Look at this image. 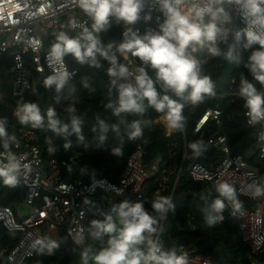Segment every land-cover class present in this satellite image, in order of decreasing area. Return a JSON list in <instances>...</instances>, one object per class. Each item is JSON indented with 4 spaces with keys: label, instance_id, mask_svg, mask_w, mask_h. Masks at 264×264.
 <instances>
[{
    "label": "clouds",
    "instance_id": "clouds-1",
    "mask_svg": "<svg viewBox=\"0 0 264 264\" xmlns=\"http://www.w3.org/2000/svg\"><path fill=\"white\" fill-rule=\"evenodd\" d=\"M73 2L90 23L70 16L61 30L53 34L54 39L45 55L51 71L42 81L46 90L56 94L57 104L66 98L65 94L73 102L61 116L52 106L42 110L36 102L20 100L14 110L20 125L51 131L64 139L65 151L73 147L70 139L73 136L79 145L89 148L83 132L84 120L75 107L76 87L72 80L76 73L70 71L66 63V57H71L76 64L94 69H103L107 62L110 99L105 109L110 110L116 122L110 123L97 116L91 131L95 134L97 148L105 146L109 133L114 135L119 141L118 146L111 148L114 156L124 155L125 137L127 141L143 138L144 128L151 124L150 120L143 119L149 109L163 114L167 128L184 132V108L199 106L217 95L215 81L204 71L205 65L214 59L237 67L243 65L246 69V74H239L236 95L244 102L248 123L264 126V0ZM149 3L153 8L146 11ZM152 10L159 13L157 27L141 32L136 25L141 19L151 21ZM113 22L123 25L122 38L118 43L105 44L100 34L107 32ZM30 43L33 51H39V40ZM245 52L249 53L246 61ZM117 53L138 58V65L132 70L119 61ZM37 71L43 72V68ZM81 83L89 91H95L87 75L81 77ZM129 117L137 118L129 120ZM259 138L264 140V131L259 133ZM20 147L19 138L9 131L7 118L0 117V182L10 188L17 187L21 177L32 170L28 153L14 150ZM188 147L195 156L207 150L202 139L191 142ZM48 151L55 153L56 148L49 147ZM66 167L71 173L72 166ZM86 171V165L80 168L81 174ZM213 187L217 195L210 203L207 202L211 189L200 194V199L206 202L202 213L209 228L223 222L228 207L226 201L232 206L233 216L243 207L232 183L218 180ZM241 191L252 198L264 197V178L251 179ZM115 195L123 196V189H116ZM150 204L151 210L143 201L123 199L111 202L107 210H100L103 218L91 220L88 226V236L98 242L99 247L85 245L83 228L74 237V244L81 246V264H190L187 253H178L175 247L165 249L154 238L163 231L160 222L167 219L169 212L175 211L173 198L156 194ZM62 242L63 239L40 235L32 240L31 248L39 255L51 256Z\"/></svg>",
    "mask_w": 264,
    "mask_h": 264
},
{
    "label": "trees",
    "instance_id": "trees-1",
    "mask_svg": "<svg viewBox=\"0 0 264 264\" xmlns=\"http://www.w3.org/2000/svg\"><path fill=\"white\" fill-rule=\"evenodd\" d=\"M78 31V30H77ZM70 35H75L70 32ZM121 38V27L113 25L107 32L101 33L102 41L107 44L110 41L118 42ZM54 37L46 39L47 44H51ZM248 52L244 53V59L247 60ZM119 61L127 64L123 55L117 53ZM66 61L72 67L78 68V74L73 78L72 83L76 87L74 96L76 97L75 107L77 113L83 118V132L86 142L90 144L88 149L79 145L75 136L70 137L73 141V147L65 151L63 148L64 139L57 137L51 131L32 129L18 123L14 116V110L18 101H30L39 104L42 110L47 107H54L57 112L63 116L64 109L72 103V98H62L60 103L55 101V93L46 90L42 81L48 74L34 71L35 84L26 90L21 96H12L13 74L10 70L12 57L8 54L0 55V117H6L8 120L9 131L20 136L22 130H32L37 135V142L46 159L57 157L67 159L79 152L81 154L80 164L72 170V176L77 178L90 179L92 176L107 177L113 181L118 180L126 164V160L137 144L144 147V163L146 166L156 164L159 171L152 175L144 186L143 201L145 207L151 210V199L158 194L171 196L176 205L174 212H169L164 221L162 231L163 247L169 249L177 248L183 245L188 252H199L211 256L216 264L230 262L231 264H250L249 248L243 243L238 229V220L231 215L229 210L224 212V220L212 228L205 225L202 209L206 202L200 199L202 192L207 193L212 190L211 199L216 198L214 187L204 181L193 180L189 176V165L192 161L208 162V157L217 154L218 150L211 149L208 146V138L218 133H226L233 154H241L252 165L264 172V157L260 156L259 149L254 134L257 126L248 124L244 116V102L234 91L237 89L239 74L246 69L243 65L239 67L229 64L221 59L211 60L205 65L204 71L210 75L216 83L217 95L214 98L207 99L199 106L187 105L184 108L186 118V129L184 132L173 131L166 126L163 120V114L149 109L143 119L151 121L148 127L144 128L143 138L137 141H127L123 144L124 155L117 157L111 154V148L118 146L119 141L112 133L104 147L95 146L94 136L91 131L96 123V117L107 120L110 123L116 122L110 110L105 109L110 97L108 95L109 77L106 74L108 67L104 62L103 69L89 68L76 64L71 57H66ZM138 61V58H137ZM139 63V61H138ZM130 66V65H129ZM87 75L90 77V85L94 92L89 91L82 86L81 77ZM233 80L235 82H233ZM218 106L222 110V125L210 119L203 131L199 134L194 133V125L203 112L208 107ZM137 117H129V120ZM202 139L207 145V150L200 156L192 154L188 145L196 140ZM146 141V143H145ZM49 147H55L56 152L50 153ZM186 156V157H185ZM185 162L183 163V158ZM87 166V171L81 174L80 168ZM162 186L164 188L162 189ZM258 199L241 196L242 205L248 208H257ZM22 202V190L19 186L10 188L0 182V204L11 206L16 209ZM93 220V219H92ZM90 224V223H89ZM89 226V225H88ZM20 232L5 231L0 239V249L11 246L19 237ZM50 237L49 234H46ZM58 239H63L59 250L51 256L39 255L36 253L31 264H81L79 252L80 246L74 244L73 240L66 233L65 228L60 227ZM86 245L91 244L99 247L98 242H94L86 234ZM264 260V253L260 256ZM0 264H4L0 257Z\"/></svg>",
    "mask_w": 264,
    "mask_h": 264
},
{
    "label": "built area",
    "instance_id": "built-area-1",
    "mask_svg": "<svg viewBox=\"0 0 264 264\" xmlns=\"http://www.w3.org/2000/svg\"><path fill=\"white\" fill-rule=\"evenodd\" d=\"M152 8L149 3L146 11ZM74 11H79L76 17L82 23H90L75 6L73 0H0V55L8 54L12 57L10 70L13 74V97L21 96L35 84L34 71L50 74L51 70L45 60L50 44L46 43V39L54 37L53 34L61 30V25L65 24L70 16H74L72 15ZM158 16L159 13L152 10V20L145 22L141 19L136 27L141 32L148 28H156ZM160 19L162 20V17ZM115 24L113 22L111 27ZM117 25L121 27L122 38L124 27L122 24ZM35 40L40 41L39 51H33L30 43ZM123 57L134 70L138 65L137 58L130 54ZM66 63L69 70L75 71L77 75L78 68L70 66L67 61ZM38 68H43V72L37 71ZM236 92L237 89L234 93ZM246 111L244 116L248 122ZM210 119L222 125L221 108L208 107L196 121L194 133H201ZM253 126H257L254 137L260 156L264 157V140L259 138L264 126ZM18 138L21 147L14 150L28 153V158L32 161V170L21 177L18 185L22 190L21 204L26 205L27 211L21 210V204L17 211L11 206L0 204V239L5 231L21 233L11 246L0 249V257L4 264H31L36 255L35 250L31 248L32 240L40 235L54 233L58 235L60 227L65 228L73 241L81 228L84 229L86 237L90 221L103 218L99 215L100 210H107L111 202H119L123 199L140 201L144 197L147 180L159 171L156 164L145 165L144 147L137 144L128 156L118 180L113 181L104 176H92L90 179L77 178L69 173L66 166L71 165L72 170L79 166L81 160L79 152L67 159L57 157L46 159L34 131L22 130ZM208 146L218 150L217 154L209 156L207 163L192 161L188 168L189 176L193 180L204 181L212 186L218 180H227L237 188L239 200L241 196L252 198L241 189L251 179L259 181L264 178V172L241 154H233L224 132L211 135L208 138ZM116 189H123L124 195L116 196ZM157 193L160 194V190ZM85 200L89 203H85ZM226 204H228L226 209L231 213V204L227 201ZM234 217L238 220L240 237L249 248L250 264H264V260L260 259L261 254L264 253V197L259 199L257 208L243 206L241 212ZM164 221L160 222L161 228L164 227ZM154 238L163 245L162 232L157 233ZM86 242L87 240L85 245ZM179 249L180 252L188 254L190 264H216L211 256L188 252L183 245Z\"/></svg>",
    "mask_w": 264,
    "mask_h": 264
},
{
    "label": "rangeland",
    "instance_id": "rangeland-1",
    "mask_svg": "<svg viewBox=\"0 0 264 264\" xmlns=\"http://www.w3.org/2000/svg\"><path fill=\"white\" fill-rule=\"evenodd\" d=\"M78 12H79V11H74V12H72V15L77 16V13H78ZM163 120H164V117H163ZM164 121H165V120H164ZM20 204H21V203H20ZM15 210L17 211L18 208H16ZM50 237H51L52 239L59 240V239H58V235H57L56 233L50 235Z\"/></svg>",
    "mask_w": 264,
    "mask_h": 264
},
{
    "label": "water",
    "instance_id": "water-1",
    "mask_svg": "<svg viewBox=\"0 0 264 264\" xmlns=\"http://www.w3.org/2000/svg\"><path fill=\"white\" fill-rule=\"evenodd\" d=\"M21 210L27 211V207L25 204H21Z\"/></svg>",
    "mask_w": 264,
    "mask_h": 264
},
{
    "label": "crops",
    "instance_id": "crops-1",
    "mask_svg": "<svg viewBox=\"0 0 264 264\" xmlns=\"http://www.w3.org/2000/svg\"><path fill=\"white\" fill-rule=\"evenodd\" d=\"M185 157H186V156H185ZM185 157H184V158H185ZM184 158H183V159H184Z\"/></svg>",
    "mask_w": 264,
    "mask_h": 264
}]
</instances>
